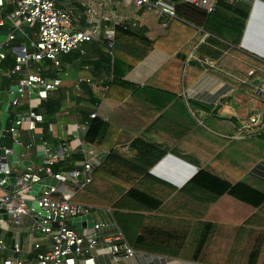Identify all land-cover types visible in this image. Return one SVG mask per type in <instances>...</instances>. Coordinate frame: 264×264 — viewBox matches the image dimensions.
<instances>
[{
	"label": "crops",
	"instance_id": "0c3cea01",
	"mask_svg": "<svg viewBox=\"0 0 264 264\" xmlns=\"http://www.w3.org/2000/svg\"><path fill=\"white\" fill-rule=\"evenodd\" d=\"M55 1L69 12L73 28L88 25L86 4L90 0ZM94 2L101 14L133 22L151 41L168 39L172 46L153 47L143 57L128 55L131 63L139 58L124 77L139 87L136 91L108 87V49L103 35L85 43L84 53L63 55L60 67L48 60L30 62L10 78L7 73L18 59L7 51L0 63L1 147L12 148L14 138L5 131L14 126L18 115L25 119L16 128L23 155L11 169L21 172L23 161L39 166L47 155L45 149L57 154L66 145L70 156L78 154L83 140L75 137L77 127L96 111L108 124L103 142L87 146L95 149L97 164L107 162L111 151L130 160L157 157L142 155L136 143L154 148L155 153L164 151L149 168V176L142 177V184L155 195H167L157 209L130 201L139 218L132 236L122 233L134 257L121 253L115 261L112 255L100 253L97 264H264V96L257 93L264 90V0L249 3L239 45L221 41L228 48L212 45L198 13L189 15V20L178 18L180 25L169 32L172 22L163 29L156 11L138 8L131 0ZM14 7L13 0H0V45L15 30L12 46H27L34 53L36 29L9 20ZM98 22L102 31L110 24L101 18ZM217 51L221 54L214 57ZM34 72L61 83L51 91L33 84L18 105L10 107L7 129L2 130L1 106L9 99L11 87ZM44 96L46 101L41 99ZM48 100L49 112L42 105ZM35 109L43 113L42 123L26 120ZM201 171L231 188L219 193L194 185L191 181ZM83 191L75 201L98 208ZM24 222L10 226L8 249L0 250V260L34 264L37 252L30 249L32 240L43 244L40 252L48 250L50 239L32 230L35 220L25 216ZM115 225H119L117 220ZM76 229L83 232L85 228Z\"/></svg>",
	"mask_w": 264,
	"mask_h": 264
},
{
	"label": "built area",
	"instance_id": "2783aa9c",
	"mask_svg": "<svg viewBox=\"0 0 264 264\" xmlns=\"http://www.w3.org/2000/svg\"><path fill=\"white\" fill-rule=\"evenodd\" d=\"M15 7L9 15V20L17 24L25 25L30 29H36L37 51L30 53L27 46L14 47L12 42L16 38L15 30L11 31L3 44L0 45V63L6 58L7 51H13L17 55L16 65L8 71V77H13L22 72L30 62L41 63L44 60L50 61L54 67H60L61 57L73 51L84 53L83 45L87 42L103 39L108 42L109 54L113 56L115 44V27L126 22V19H117L111 14H101L97 10L94 0H90L87 7L88 25L83 29L72 27L71 16L67 10L60 7L55 0H13ZM174 0H131L138 8H145L148 11H156L163 29L168 27L169 21L176 18V8ZM188 5L206 14L215 11L221 0H185ZM229 4L255 3L258 0H227ZM100 8V7H99ZM99 18L110 24L105 25L102 31L99 25ZM15 23V24H16ZM0 24H2L0 22ZM16 26H21L17 25ZM133 26H136L133 23ZM109 76V75H108ZM110 79L112 75L109 76ZM60 80L49 81L40 73H28L26 77L20 79V97L13 102L16 106L19 100L24 97L33 84L44 87L46 91L56 89L60 85ZM257 93L264 96V90L258 89ZM46 101L47 97L41 98ZM97 117V112L89 114V119ZM27 121L43 122L41 113L30 111ZM25 119L17 120L14 126L10 127L5 134H10L14 138V143L19 142L21 155H23V144L16 139V127L21 126ZM255 122L253 118L251 120ZM89 126L86 120L77 127L75 137L81 139L80 153L83 161L67 172L54 173L52 166L58 162L68 159L71 152L66 145L60 153H52L45 149L46 157L39 166H27L22 171L16 173L14 185L20 186L16 191H7L4 185L7 183L9 175L14 172L11 166H5L0 160V209L4 208L8 219L0 217V250L8 249L7 236L10 235V226L19 227L23 224L25 216H30L35 220L32 230L40 232L50 239L48 250L40 252L41 242L32 240L30 249L36 251L34 264H97L96 256L100 253L112 255L118 261L121 253L125 257H134L135 252L126 242L119 227L115 225L109 211L103 212L104 218L100 217L99 209L74 202L76 194L83 191L93 181L94 164H97V153L95 149H88L85 142V134ZM5 136V135H3ZM0 142V147H1ZM27 149L31 145L26 146ZM20 155V156H21ZM19 156V157H20ZM52 178L58 182L57 186L46 187L40 197L29 195L34 185L41 181ZM19 194V191H24ZM27 199L37 202L39 208L48 212L49 216L42 217L37 213L30 212L25 201ZM95 213H98L96 216ZM90 214L94 218V227L85 228L83 232L69 226L70 219L78 218ZM101 214V215H102ZM100 217V218H99ZM113 226V228H111ZM15 249H19L17 244ZM18 251V250H16ZM0 264H26L21 259H2Z\"/></svg>",
	"mask_w": 264,
	"mask_h": 264
},
{
	"label": "trees",
	"instance_id": "16d2710c",
	"mask_svg": "<svg viewBox=\"0 0 264 264\" xmlns=\"http://www.w3.org/2000/svg\"><path fill=\"white\" fill-rule=\"evenodd\" d=\"M173 2L176 8V18L169 21V23L172 22L170 26L168 25L169 32L174 30L172 29V27L176 28V25L178 23L180 25L178 18L189 20V15L198 13L200 19L204 22L203 27L205 31L210 34L209 41L212 43V45L216 47L220 46L222 48H228L226 45H223L221 41H226L231 46L235 47L239 45L245 22L249 15V3H247L246 5L245 3H238L233 5L229 4L227 0H221L213 13L206 14L197 9H194L193 7L188 5L185 0H174ZM137 30V25L133 26V22L130 21H126L123 24L117 25L115 27V44L113 48V56L109 54L108 42L104 40L106 48L108 49V54L106 55L107 63L105 68L109 73V76L112 75V78L108 82V87L110 88L119 86L130 89L132 91H136L139 88L138 86L124 80L127 72H129L133 68V66L138 62L139 59H134L131 63L128 60V55L136 54V57H143L145 54L150 52L153 47L164 48L172 46L168 39L164 40L163 43H160V41L153 42ZM220 54L221 52L217 51L214 57H217ZM42 105L45 110L49 112L50 100L42 103ZM87 120L89 121V126L85 134V142L90 145L100 144L101 142H103V139L106 135L108 124L98 115L94 119H89L88 115ZM134 147L139 149L142 155H150V153H154L155 155H157V157L152 160L142 159V157L140 159L130 160L120 156L118 152L111 151L107 162L99 165L94 164L93 181L82 192V195H86L90 204L96 205L87 196L86 191L89 190L90 186L93 184L94 176L100 172H105V166L109 164L118 165L124 167L127 171H130L135 175L141 177L149 176L147 174L149 168L153 166V164L161 159L165 154L164 151L157 150V153H155L153 152V150H155L154 148H149L147 145H141L139 143H136ZM74 161L82 162L83 155L78 152V154H76L75 156H70L68 159L54 164L52 166V170L54 173H63L70 171L76 166V164L73 163ZM191 182L194 185L208 190H216L219 193L225 192L229 188H231V186L224 181L205 171H201L199 174H197V176H195ZM130 189L131 190L129 191V194L133 200L142 203L151 209H157L160 206L161 201L159 199L146 193L139 192L138 189L135 190V187H131ZM75 199L76 198H74V202H76ZM263 199L264 197H262V200ZM69 226L72 227L71 224H69Z\"/></svg>",
	"mask_w": 264,
	"mask_h": 264
},
{
	"label": "rangeland",
	"instance_id": "374dc122",
	"mask_svg": "<svg viewBox=\"0 0 264 264\" xmlns=\"http://www.w3.org/2000/svg\"><path fill=\"white\" fill-rule=\"evenodd\" d=\"M150 12L155 13L154 11ZM104 171L105 172H100L94 176V182L90 186V189L86 191V194L98 207L95 208V211H97V209H99L100 213L109 211L112 214L114 222L117 220L119 224L118 227L120 226L119 228L122 230L125 237H130L134 234L133 229L139 218V215L133 212L135 211L134 207H131L129 204L130 201L135 202L129 194L130 188L135 187V190L138 189L139 192L151 195L161 201L162 198L167 195L153 194L143 187L142 183L144 179L141 176L127 171L122 166L109 164L105 166ZM120 210L122 211L114 213ZM95 215L97 216L98 213H95ZM23 223H25L24 220ZM142 233L145 235V227H143ZM197 253H199V251Z\"/></svg>",
	"mask_w": 264,
	"mask_h": 264
},
{
	"label": "water",
	"instance_id": "95a60500",
	"mask_svg": "<svg viewBox=\"0 0 264 264\" xmlns=\"http://www.w3.org/2000/svg\"><path fill=\"white\" fill-rule=\"evenodd\" d=\"M10 90H11V94L9 96V99L6 102H4L1 106V111H2L1 128L2 130L7 129L8 120L10 117V113H9L10 107L13 105V102L20 97L18 84L13 85ZM35 111L36 113H38L37 109H35ZM21 119H22L21 115H18L16 117V121L21 120ZM16 128L18 129L19 126H17ZM20 155H21V147L19 145V142L18 143L15 142L11 149L0 147V160L5 166H14L15 164H17L18 157ZM32 164H33L32 161L22 162L23 168L27 166H31ZM15 176H16L15 172H12L9 175V178L7 179V183L3 186L4 189H6L7 191H16L17 189L20 188V186L16 187L14 185ZM3 177L4 175L1 174L0 179H2ZM57 185H58V182L55 179L47 178L41 181L39 184L34 185L29 195L33 197H40L44 188L51 187V186H57ZM24 192H26V190L19 191V194H23ZM25 204L27 208L30 210V212L37 213L39 216L46 217V218L49 216L46 210L39 208L37 202H32V200L27 199L25 201ZM0 217L3 218L4 220L8 219V215L4 208L0 209ZM70 223L74 228H88V229L93 228L95 224L94 218L90 214L82 216V217H78V218H72L70 219ZM12 246L14 247V242Z\"/></svg>",
	"mask_w": 264,
	"mask_h": 264
}]
</instances>
